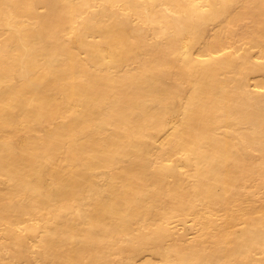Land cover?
<instances>
[{"label": "bare ground", "instance_id": "obj_1", "mask_svg": "<svg viewBox=\"0 0 264 264\" xmlns=\"http://www.w3.org/2000/svg\"><path fill=\"white\" fill-rule=\"evenodd\" d=\"M0 264H264V0H0Z\"/></svg>", "mask_w": 264, "mask_h": 264}]
</instances>
